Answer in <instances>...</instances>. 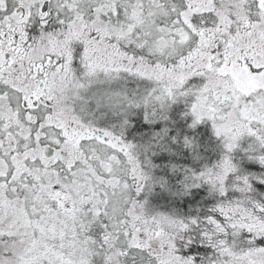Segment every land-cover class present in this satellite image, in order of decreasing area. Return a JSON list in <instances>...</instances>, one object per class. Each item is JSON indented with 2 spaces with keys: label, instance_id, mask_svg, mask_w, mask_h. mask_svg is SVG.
I'll use <instances>...</instances> for the list:
<instances>
[{
  "label": "snow or ice",
  "instance_id": "1",
  "mask_svg": "<svg viewBox=\"0 0 264 264\" xmlns=\"http://www.w3.org/2000/svg\"><path fill=\"white\" fill-rule=\"evenodd\" d=\"M0 264H264V0H0Z\"/></svg>",
  "mask_w": 264,
  "mask_h": 264
}]
</instances>
